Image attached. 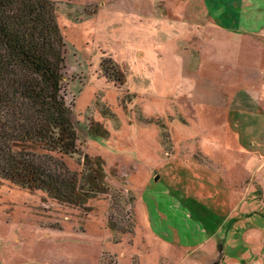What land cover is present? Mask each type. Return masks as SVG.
<instances>
[{
	"label": "rangeland",
	"instance_id": "374dc122",
	"mask_svg": "<svg viewBox=\"0 0 264 264\" xmlns=\"http://www.w3.org/2000/svg\"><path fill=\"white\" fill-rule=\"evenodd\" d=\"M51 1L76 73L82 156L65 159L103 170L108 192L76 205L0 180V264H178L186 221L216 231L188 264H264V129L241 99L264 100V27L243 31L264 25V0Z\"/></svg>",
	"mask_w": 264,
	"mask_h": 264
},
{
	"label": "trees",
	"instance_id": "16d2710c",
	"mask_svg": "<svg viewBox=\"0 0 264 264\" xmlns=\"http://www.w3.org/2000/svg\"><path fill=\"white\" fill-rule=\"evenodd\" d=\"M116 67L112 58L100 63L111 80L119 77ZM67 78L76 73L55 3L0 0V180L78 205L108 190L103 170L93 166L80 176L66 162L82 156ZM109 226L118 227L111 214Z\"/></svg>",
	"mask_w": 264,
	"mask_h": 264
},
{
	"label": "crops",
	"instance_id": "0c3cea01",
	"mask_svg": "<svg viewBox=\"0 0 264 264\" xmlns=\"http://www.w3.org/2000/svg\"><path fill=\"white\" fill-rule=\"evenodd\" d=\"M215 15H218V14H216L215 13ZM224 14L223 13H221L219 16L220 17H222ZM264 27V25H261V26H259V27H255V28H253V29H248V30H243L244 32H256V31H261V29ZM242 31V30H241ZM258 96V101H256L255 99H250V97L249 96H245V97H241V99H242V101H243V104H245L246 106H250L251 108V110L252 111H255V112H253L252 114L250 113V115H251V117L252 116H255V118H257V122L256 123H263L262 125H261V127H259L257 124H251V125H249L250 127L248 128L249 130H258V131H260V130H263L264 129V117H262V118H260L259 117V114L257 113V111H264V100L261 98L260 99V97H259V95H257ZM253 98V97H252ZM256 101V102H255ZM260 101V102H259ZM260 119V120H259ZM252 128V129H251ZM264 131V130H263ZM239 137V136H238ZM264 141V140H263ZM240 145L243 147V143H240ZM254 155L255 154H250L249 156H248V159H247V161H246V163L245 164H247L248 163V161H249V159H251V161H252V163L254 162ZM263 157L260 159V161H259V164L261 163V164H264V155H262ZM250 166H252V165H250ZM204 169V168H203ZM206 170V169H205ZM263 180H264V178H263ZM252 187V186H251ZM168 201V200H167ZM168 205H173V201L171 200V198H169V202H168ZM147 209H148V215H147V222H148V225H149V229H150V232H151V234H154V232H153V230H152V228H155V225H156V220H154L153 218H152V215H151V213H150V211H151V208L150 207H147ZM137 213V216L139 217L140 215L138 214V212H136ZM181 231L179 232V238L180 239H177L176 238V236L173 238V237H171V240H173V241H176V240H180V242H182V243H184V245H188L189 246V249L187 250V249H183V248H181L180 247V249H183L182 251H177V252H175V253H171L169 256H170V258L171 259H173V260H177V261H179V263L178 264H188L189 263V258L188 257H190V253L193 251L194 252V250H196V249H198V248H201V247H203V246H205L207 243H209L211 240H212V238L215 236V233H216V231L213 233V235H211V236H207L206 235V233L204 232V230H202V228L201 227H198V226H196L195 225V227H191L190 226V224H189V222L188 221H186V223L184 224V229H180ZM218 231V230H217ZM156 238H158V237H156ZM161 241H163V243H165V244H167V245H169V243L167 242V241H164L162 238H159ZM134 240V242L133 243H131V247L134 245V243L136 242V240H137V236H136V232H135V238L133 239ZM144 243H143V247H142V249H145L146 247H148V245L145 243V241H143ZM187 246V247H188ZM123 251H121V253H122ZM147 252L146 251H144V255L146 254ZM123 254H124V252H123ZM131 254V253H130ZM160 254H162V252L160 253ZM135 257H137V256H135ZM135 257L133 258V259H135ZM138 257L139 258H137V260H138V262L137 263H135V264H159V263H157V260L158 259H160V260H164V258H165V255H160V256H158L157 257V259L155 260H153L152 262L150 261V260H148L146 257H144V256H141V255H138ZM119 258L121 259V257L119 256ZM120 259H119V262H121V264H132V262L130 261V260H132L131 258H129V259H124V262H122V261H120ZM126 262V263H125Z\"/></svg>",
	"mask_w": 264,
	"mask_h": 264
},
{
	"label": "water",
	"instance_id": "95a60500",
	"mask_svg": "<svg viewBox=\"0 0 264 264\" xmlns=\"http://www.w3.org/2000/svg\"><path fill=\"white\" fill-rule=\"evenodd\" d=\"M222 250V249H221ZM223 254L219 255L216 260L212 261L210 264H221Z\"/></svg>",
	"mask_w": 264,
	"mask_h": 264
}]
</instances>
